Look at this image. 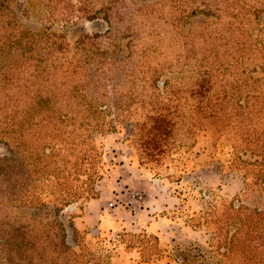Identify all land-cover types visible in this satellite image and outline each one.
Here are the masks:
<instances>
[{
    "label": "rangeland",
    "instance_id": "1",
    "mask_svg": "<svg viewBox=\"0 0 264 264\" xmlns=\"http://www.w3.org/2000/svg\"><path fill=\"white\" fill-rule=\"evenodd\" d=\"M9 7L69 52L48 118L0 141V263L264 264V0Z\"/></svg>",
    "mask_w": 264,
    "mask_h": 264
},
{
    "label": "trees",
    "instance_id": "2",
    "mask_svg": "<svg viewBox=\"0 0 264 264\" xmlns=\"http://www.w3.org/2000/svg\"><path fill=\"white\" fill-rule=\"evenodd\" d=\"M10 2L0 0V141L4 142H8L4 135L19 133L18 127L22 130L16 120L31 123L35 128L45 117L48 118L45 113L54 109L49 94V80L53 73L49 61L65 59L69 52L63 50L61 40H56L60 36L54 32L34 33L26 32L27 29L16 32L20 27L9 7ZM83 43L94 44V40L79 41L73 52L78 58L76 67H82L81 62L87 55V50L79 47ZM60 64L63 66L64 63ZM260 166H263L262 170L264 163ZM256 202L262 203L261 199ZM250 213L256 228L264 230V210L256 212L255 209ZM27 246L30 249L27 242H20V247L10 252L12 255L8 257H12L8 264H31V254L23 258Z\"/></svg>",
    "mask_w": 264,
    "mask_h": 264
},
{
    "label": "built area",
    "instance_id": "3",
    "mask_svg": "<svg viewBox=\"0 0 264 264\" xmlns=\"http://www.w3.org/2000/svg\"><path fill=\"white\" fill-rule=\"evenodd\" d=\"M140 198H141V196L137 192H130L129 197H128V202H130L131 204H137L139 202ZM116 203H117L116 201L109 202L108 207H110V208L114 207V205Z\"/></svg>",
    "mask_w": 264,
    "mask_h": 264
}]
</instances>
